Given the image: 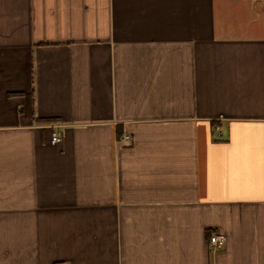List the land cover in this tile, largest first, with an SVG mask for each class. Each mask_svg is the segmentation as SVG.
Returning <instances> with one entry per match:
<instances>
[{
    "label": "crops",
    "instance_id": "1",
    "mask_svg": "<svg viewBox=\"0 0 264 264\" xmlns=\"http://www.w3.org/2000/svg\"><path fill=\"white\" fill-rule=\"evenodd\" d=\"M0 264H264V0H0Z\"/></svg>",
    "mask_w": 264,
    "mask_h": 264
},
{
    "label": "built area",
    "instance_id": "2",
    "mask_svg": "<svg viewBox=\"0 0 264 264\" xmlns=\"http://www.w3.org/2000/svg\"><path fill=\"white\" fill-rule=\"evenodd\" d=\"M62 140V137L60 135H54L52 138V144H58ZM227 242V237L224 233L217 232L211 235L209 238L208 244L210 249L213 251L220 250L223 247H225Z\"/></svg>",
    "mask_w": 264,
    "mask_h": 264
},
{
    "label": "trees",
    "instance_id": "3",
    "mask_svg": "<svg viewBox=\"0 0 264 264\" xmlns=\"http://www.w3.org/2000/svg\"><path fill=\"white\" fill-rule=\"evenodd\" d=\"M211 237V236H210Z\"/></svg>",
    "mask_w": 264,
    "mask_h": 264
}]
</instances>
